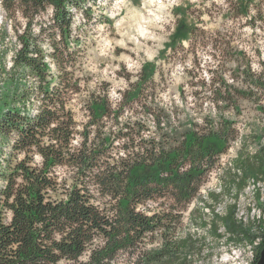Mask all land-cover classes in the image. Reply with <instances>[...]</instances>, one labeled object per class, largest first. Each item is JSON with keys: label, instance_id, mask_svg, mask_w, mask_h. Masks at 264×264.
I'll return each instance as SVG.
<instances>
[{"label": "trees", "instance_id": "1", "mask_svg": "<svg viewBox=\"0 0 264 264\" xmlns=\"http://www.w3.org/2000/svg\"><path fill=\"white\" fill-rule=\"evenodd\" d=\"M84 3L0 0L3 35L9 23L16 40L8 64L5 36L0 39V264H187V238L171 242L169 232L238 132L220 118L167 144L160 133L171 116L161 108L137 105L141 118L120 121L133 114L140 92L128 93L115 108L106 98H89L81 104L88 122L78 123L73 102L83 79L75 76L80 42H70L69 7ZM48 7L50 22L39 24ZM245 72L247 89L230 95L215 88L214 103L230 95L233 105L249 101L264 118L263 77ZM258 135L263 144L255 154L237 159L240 189L248 178L264 182V127ZM255 200L264 208L258 192ZM235 211V205L223 216L213 211L201 225L218 241L220 228L238 237Z\"/></svg>", "mask_w": 264, "mask_h": 264}, {"label": "rangeland", "instance_id": "2", "mask_svg": "<svg viewBox=\"0 0 264 264\" xmlns=\"http://www.w3.org/2000/svg\"><path fill=\"white\" fill-rule=\"evenodd\" d=\"M82 6L69 7L70 42H80L75 76L83 79V93L73 102L77 122H88L81 104L89 98H106L115 108L128 93L133 98L137 92L140 97L132 101L133 114L125 112L120 121L141 118L137 105L161 108L171 116L160 133L167 134L170 145L181 142L188 130L202 133L220 118L229 122L238 137L218 157L168 238H187V264H224L239 255L238 263L257 264L264 242V208L256 202L255 193L264 199V182L248 178L240 189L241 168L236 162L250 159L263 144L257 136L264 118L249 101L235 99L233 105L230 95L247 89L242 80L247 69L262 75L264 81V0H87ZM86 8L88 16L83 14ZM51 12L48 7L37 22H50ZM4 18L0 6V39L5 36L10 64L16 40L9 23L3 35ZM23 24L17 19L19 31ZM44 49L48 55L46 43ZM215 88L230 94L231 100L215 105ZM148 125L146 134H151L153 124ZM110 130L106 126L105 131ZM209 194L216 202H211ZM231 205L236 206L240 225L235 232L241 235L229 237L220 228L218 241L209 225L203 227L201 222L209 223L213 211L223 216Z\"/></svg>", "mask_w": 264, "mask_h": 264}, {"label": "bare ground", "instance_id": "3", "mask_svg": "<svg viewBox=\"0 0 264 264\" xmlns=\"http://www.w3.org/2000/svg\"><path fill=\"white\" fill-rule=\"evenodd\" d=\"M240 257H241L240 255L238 257H236V256L235 257H231V258L223 261V263L224 264H229V263L240 264V263L237 262L240 259Z\"/></svg>", "mask_w": 264, "mask_h": 264}, {"label": "water", "instance_id": "4", "mask_svg": "<svg viewBox=\"0 0 264 264\" xmlns=\"http://www.w3.org/2000/svg\"><path fill=\"white\" fill-rule=\"evenodd\" d=\"M257 264H264V243H263L262 251L260 252Z\"/></svg>", "mask_w": 264, "mask_h": 264}]
</instances>
